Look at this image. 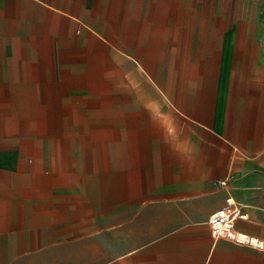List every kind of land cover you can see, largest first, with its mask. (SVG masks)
I'll return each mask as SVG.
<instances>
[{
    "label": "crops",
    "instance_id": "0c3cea01",
    "mask_svg": "<svg viewBox=\"0 0 264 264\" xmlns=\"http://www.w3.org/2000/svg\"><path fill=\"white\" fill-rule=\"evenodd\" d=\"M34 7L65 14L0 0V264H264V250L216 240L209 223L230 209L239 231L264 241V40L248 109L228 103L210 122L172 103V134L152 137L151 164L133 166L139 142L98 139L104 121L79 107L89 95L69 92L78 100L50 119L49 94L30 88L42 78ZM49 127L72 129L58 137L77 148L52 159L49 136L34 135Z\"/></svg>",
    "mask_w": 264,
    "mask_h": 264
},
{
    "label": "rangeland",
    "instance_id": "374dc122",
    "mask_svg": "<svg viewBox=\"0 0 264 264\" xmlns=\"http://www.w3.org/2000/svg\"><path fill=\"white\" fill-rule=\"evenodd\" d=\"M44 2L65 14L34 7L31 57L42 64L33 75L42 71V78L30 88L49 94L50 119L61 115L63 102L78 100L69 92L89 95V103L79 96V107L89 105L90 118L104 121L94 129L98 139L111 131L139 142L131 145L133 166L142 158L151 164L152 137L172 134V103L191 105L195 117L210 122L228 103L248 109L254 73L263 72L255 65L256 41L264 40L259 0ZM63 130L71 135L34 128L49 136L55 160L78 146L70 136L59 139Z\"/></svg>",
    "mask_w": 264,
    "mask_h": 264
},
{
    "label": "built area",
    "instance_id": "2783aa9c",
    "mask_svg": "<svg viewBox=\"0 0 264 264\" xmlns=\"http://www.w3.org/2000/svg\"><path fill=\"white\" fill-rule=\"evenodd\" d=\"M236 215V211L222 209L211 216L209 223L214 239L225 240L235 245L256 250H264L263 240L237 229L235 224Z\"/></svg>",
    "mask_w": 264,
    "mask_h": 264
}]
</instances>
